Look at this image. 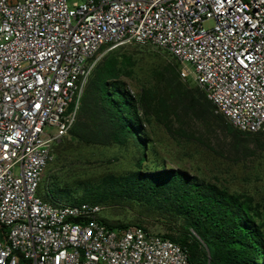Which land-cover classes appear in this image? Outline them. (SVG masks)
Instances as JSON below:
<instances>
[{
  "label": "built area",
  "instance_id": "1",
  "mask_svg": "<svg viewBox=\"0 0 264 264\" xmlns=\"http://www.w3.org/2000/svg\"><path fill=\"white\" fill-rule=\"evenodd\" d=\"M69 2L0 0V264H194L169 238L112 230L97 203L39 189L104 49L165 50L215 113L264 134V0Z\"/></svg>",
  "mask_w": 264,
  "mask_h": 264
},
{
  "label": "rangeland",
  "instance_id": "2",
  "mask_svg": "<svg viewBox=\"0 0 264 264\" xmlns=\"http://www.w3.org/2000/svg\"><path fill=\"white\" fill-rule=\"evenodd\" d=\"M109 62L113 71L106 80L112 92L121 87L131 95L141 126L138 136L111 106L103 105L101 129L95 134L107 143H83L68 132L54 148L45 190L39 192L60 204L97 203L112 230L124 224L185 239L196 264H208L209 249L200 237L203 216L182 207L174 186L157 184L152 177L162 169L180 170L189 182L213 183L247 196L264 230V134L235 135L215 114L192 115L184 94L198 86L192 78H179L178 64L168 52L149 45L101 50L83 93L96 79L97 68ZM141 155L146 160L139 163Z\"/></svg>",
  "mask_w": 264,
  "mask_h": 264
},
{
  "label": "trees",
  "instance_id": "3",
  "mask_svg": "<svg viewBox=\"0 0 264 264\" xmlns=\"http://www.w3.org/2000/svg\"><path fill=\"white\" fill-rule=\"evenodd\" d=\"M112 71L111 62L99 66L95 72L96 79L91 80L87 90L81 96V102L69 133L83 143H107L108 140L99 141L95 134L96 130L101 129L103 105L111 106L119 114L120 119L127 122L133 135L138 136L141 129L131 102V95L121 87L116 88L115 92L110 90V84L106 77L111 75ZM184 99L192 115L196 117L215 114L220 119H225L221 114L215 113L213 105L198 87L190 91L187 90ZM225 121L229 131L235 135L254 134L241 132L226 119ZM113 136L116 135L113 134ZM136 139L140 145H145L142 138L137 137ZM145 160L146 156L141 155L139 163ZM152 177L157 184L170 188L174 186L182 196V207L187 210H196L203 216L205 223L200 226V237L209 249L210 261L208 264H264L263 225L256 220L255 213L252 214L253 205L247 196L229 193L226 189L213 183L189 182L191 178L180 170L162 169L155 172ZM165 198L167 199L166 204L172 206L171 198ZM110 227L112 228V226ZM171 240L184 248L188 253L189 260L196 264L192 248L185 244V239L180 242Z\"/></svg>",
  "mask_w": 264,
  "mask_h": 264
},
{
  "label": "crops",
  "instance_id": "4",
  "mask_svg": "<svg viewBox=\"0 0 264 264\" xmlns=\"http://www.w3.org/2000/svg\"><path fill=\"white\" fill-rule=\"evenodd\" d=\"M72 4H77L79 2H82L83 0H69Z\"/></svg>",
  "mask_w": 264,
  "mask_h": 264
}]
</instances>
